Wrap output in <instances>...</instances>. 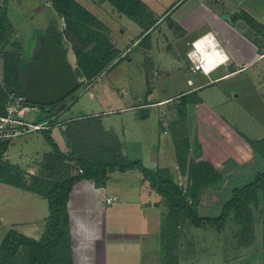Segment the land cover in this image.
<instances>
[{
	"label": "rangeland",
	"instance_id": "rangeland-1",
	"mask_svg": "<svg viewBox=\"0 0 264 264\" xmlns=\"http://www.w3.org/2000/svg\"><path fill=\"white\" fill-rule=\"evenodd\" d=\"M55 1L58 3L57 7L51 0H0V40L4 41L3 45L0 44V117L14 115L27 120H36L41 115V110L35 109L38 107L28 106L26 101H22V93L15 88L16 67L11 55H31L36 37L45 34L60 39L67 56L73 59V70L81 81L80 87L85 83L82 73L93 72L99 68L98 65L108 59L110 61L107 65L111 66L122 60L113 73L104 77L101 85L112 81L117 88L127 91L116 90V95L109 97L101 94L100 96L105 99V102L112 100L117 102V99H120L124 106L132 104L130 101L133 98L144 95L147 90L146 69L149 67L151 71H154L155 65L151 64L150 68V63H146L147 56L144 57L145 69L136 59L133 64H129L130 51L134 49L133 57L137 55V47L132 49L136 40L134 23L128 18L122 21L124 27L128 29L123 35L120 32L124 28L119 26L120 35L129 44L124 51L122 46L113 44L107 26L82 15L79 9L68 0ZM147 1L150 7L160 15L169 4L178 0ZM92 2L96 5H102L105 2H109L112 6L115 4L119 14L126 15L141 25L146 22L143 28L149 31L160 19L155 12L148 10L145 4L144 7H137L133 0H92ZM171 27L167 24L165 28H158L150 40L140 39V49L153 47L156 52L174 53L180 58L179 53L172 47L175 43L171 40L172 32L167 33V30L174 29ZM161 60V63L167 67L168 59L162 57ZM192 66L191 61L184 63L185 72L190 71ZM156 72L158 75L162 74V72ZM124 76L128 78L125 83ZM191 77L176 78L173 82L159 84L158 87L162 90L157 96L159 99H164L189 89L187 80ZM228 85L230 84L225 87ZM79 92L72 94L66 103L69 104L73 97L79 95ZM88 100V96L83 99L85 103H88ZM171 103L170 114L173 121L168 128L176 140L183 180H180L179 184L170 172L164 174L178 183L198 216L219 217L223 206L231 200L234 189L252 183L258 174L264 173V158L256 150L263 147L261 142L264 138L250 131L233 129L223 117L216 115L198 99L197 92L188 96H184L183 93ZM58 123L61 124L56 128V132L59 133L57 138L59 153L51 147L47 154L38 158H29L31 153H41L45 148L49 149V146L42 142V134L44 137L47 134L52 137V130L38 133L40 135L36 136L37 138H30L31 135H29L30 137L25 136L3 143L8 144L7 148L13 143L10 149L11 156L16 154L18 156L16 160L12 159V162L18 160L24 162L27 158L29 159L25 164H12L10 159L7 161L8 156L5 158L4 154H1L0 191L9 189L8 192L11 193L25 192L43 197L50 210V203L44 192L82 173L78 160L90 158L87 153L89 145L86 143L89 130L84 127H74L73 123L67 122L66 119L58 118ZM70 124L72 126H69ZM86 126L89 127L88 124ZM69 128H73L70 133L67 132ZM59 135L62 137L61 140ZM70 136H72L71 141L67 138ZM107 157L104 154L99 159L108 160ZM193 165H196V168L193 169ZM109 174L107 173L108 176ZM198 190L197 197L194 198L193 195ZM1 196L0 192V200ZM23 203L22 201L20 203L22 212L25 211ZM114 209L106 211L105 227H109L113 221L117 222L121 218L111 215L115 212ZM119 212L118 210L117 214ZM3 213L5 210L2 209L0 202V264H29L30 249L22 246L19 237L22 236L30 242L43 243L48 231V222L44 234L35 240L24 236L18 230L12 229L9 233H5V228L1 227ZM172 217V220L170 219L164 226L160 237L162 238L160 252L159 256L157 253L155 257L157 264H264V188L255 192L253 197H249L243 208L232 210L222 229L215 226L197 227L184 214ZM65 229L68 239L55 253L51 264H73L70 227L65 226ZM88 231L89 227L84 226L82 235L85 236L83 241L86 245L91 244ZM6 238L8 241L5 240ZM79 239H82L81 235ZM95 258L102 260L98 253ZM107 264L136 263L123 253L115 255L109 252Z\"/></svg>",
	"mask_w": 264,
	"mask_h": 264
},
{
	"label": "crops",
	"instance_id": "crops-1",
	"mask_svg": "<svg viewBox=\"0 0 264 264\" xmlns=\"http://www.w3.org/2000/svg\"><path fill=\"white\" fill-rule=\"evenodd\" d=\"M75 1L108 27L113 44L122 46L124 51L129 44L120 35L128 30L122 21L125 18L131 20L136 34L132 49L137 47V55L133 57L134 49L130 51L129 64H133L136 59L144 68V57L147 56L146 63H150V68L151 64L155 65L154 71L149 67L146 69V92L133 98L130 101L132 104L123 106L120 99L117 102H105L100 96L106 94L110 97L116 95V90L125 91L117 88L112 81L101 85L104 77H108L120 66V60L113 66L106 65L94 78L84 79V85L78 90L79 95L73 97L67 107L58 113L61 120L66 119L74 127H82L84 124L91 126L97 139L91 145L92 159L100 160L105 154L106 157L109 155L107 159L112 156V159L123 158L126 162L138 161L151 171L167 170L180 184L183 174L178 164L176 140L168 127L173 121L171 102L183 93L188 96L197 92L198 99L216 115L223 117L233 129L250 131L264 138V0H178L169 4L160 15L150 7L147 0H139L160 17L150 31L143 28L146 22L141 25L119 14L115 4L112 6L105 2L96 5L92 0ZM167 24L174 27L172 31L167 30V33L172 32L171 40L175 42L172 47L180 58L174 53L156 52L153 47L140 49V39L150 40L155 30L165 28ZM119 26L125 30L119 33ZM202 40L209 50L214 47L215 59L206 72L190 70L186 73L184 63L190 61L188 55L194 51V44ZM218 50H222L225 57L221 52L218 54ZM67 57L73 67V59L69 55ZM162 57L168 59L167 67L161 63ZM156 71L162 74L158 75ZM125 76L124 83L128 79ZM189 76H193L187 80L189 89L173 97L159 99L157 94L162 90L159 84ZM227 84L230 85L225 87ZM86 96L88 103L83 101ZM72 129L67 131L70 133ZM56 131V128L52 130V138L57 144L59 133ZM42 136V142L49 149L44 147V152L31 153L29 158H38L50 152L51 146L46 137ZM67 138L72 140V136ZM101 138L104 141L100 142ZM12 145L4 157L8 156L7 161L10 159L12 164H25L29 158L24 162H12L18 156H11ZM8 190L0 191L1 207L5 210L1 217V227L5 228V233L13 229L29 238L39 239L46 231L50 217L46 199L31 193H11ZM21 201L25 206L23 212ZM113 208L115 212L111 215L121 218L106 228V211ZM67 211L73 264H107L109 252L115 255L123 253L136 264H157L155 257L157 253L159 256L163 228L175 216H170L169 205L152 190L138 170L110 173L104 185L94 180L77 182L69 194ZM84 226L89 227L87 233H90V245L83 241ZM80 235L82 239H79ZM96 253L102 260L95 258Z\"/></svg>",
	"mask_w": 264,
	"mask_h": 264
},
{
	"label": "trees",
	"instance_id": "trees-1",
	"mask_svg": "<svg viewBox=\"0 0 264 264\" xmlns=\"http://www.w3.org/2000/svg\"><path fill=\"white\" fill-rule=\"evenodd\" d=\"M53 5L57 7L58 3L55 0H51ZM72 5L77 7L82 15L88 16L92 21H97V19L89 13L86 9L80 6L75 0H68ZM137 7H144V4L139 0H133ZM129 4V3H128ZM134 5H132L133 7ZM5 18V17H4ZM3 26V25H1ZM0 44H4L3 39L0 40ZM48 47H55L59 49L64 56L67 57V53L65 49L62 47L60 43V39L51 37L49 34L39 35L36 37V41L34 43V48L31 55L28 56H17L11 55L13 63L16 67L15 70V78H14V86L17 90L22 93V96H26V77L29 70L37 65H40L44 62L46 56V50ZM109 59L105 61L103 64L98 65V69L93 72L82 73L83 77L87 80H90L97 76L103 69H105L106 65L109 63ZM20 74V76H19ZM74 74L77 76L76 72ZM80 89V86H79ZM78 89V90H79ZM77 90V91H78ZM76 91V92H77ZM75 92V93H76ZM74 93V94H75ZM31 107H38L41 110V115L36 120H42L45 117H50L52 115L58 114L56 111L57 106H37L28 104ZM87 128L89 132L87 135L84 131H82L87 136V142L89 145L88 157L91 159L82 158L79 159L78 162L81 164L82 173L68 181H64L59 185H55L48 191L44 192L45 196L48 198L50 203V217L48 220V231L44 238V242H30L24 237H19V242L22 246L28 247L30 249L29 252V264H51L54 260L55 253L61 248L63 243L67 241L68 235L66 234L65 226L69 225V217L67 211V201L69 198V194L72 190V187L79 181L82 180H94L99 185H104L108 180L107 173H114L116 171L125 173L132 170L140 171L145 180L150 184V187L153 191L159 194L166 203L170 207L171 215H179L184 214L187 219L197 227H205V226H215L218 229H222L225 222L227 221L230 212L234 209L243 208L247 202L249 197H253L255 192L264 188V173L258 174L254 181L250 184L245 185L242 188H236L232 192V198L228 201L222 209L221 215L216 218L211 217H200L197 215L195 209L192 204L187 200L183 190L179 185H177L170 176L165 175L167 170H158L151 171L138 161L135 162H126L123 158L119 159H108L110 161L104 160H94L92 159V143L96 139L94 137V132L90 129L91 126L82 128ZM69 133V131H67ZM68 135V134H67ZM46 140L52 149L59 153V147L56 144L55 140L51 137V135L46 136ZM97 140V139H96ZM104 141V139H100V142ZM263 147L261 149L256 148L258 153L262 154L264 158V141L261 142ZM2 144V145H1ZM0 157L1 154H5L8 150L7 145L0 143ZM178 158V151H177ZM179 168L180 163L178 161ZM193 169L196 168V165L192 166ZM198 167V166H197ZM199 190L193 195L194 198L197 197ZM8 241V239H5Z\"/></svg>",
	"mask_w": 264,
	"mask_h": 264
},
{
	"label": "water",
	"instance_id": "water-1",
	"mask_svg": "<svg viewBox=\"0 0 264 264\" xmlns=\"http://www.w3.org/2000/svg\"><path fill=\"white\" fill-rule=\"evenodd\" d=\"M44 62L29 70L26 77L25 101L37 106H57V112L66 107V100L74 94L81 83L73 67L62 52L48 47Z\"/></svg>",
	"mask_w": 264,
	"mask_h": 264
},
{
	"label": "built area",
	"instance_id": "built-area-1",
	"mask_svg": "<svg viewBox=\"0 0 264 264\" xmlns=\"http://www.w3.org/2000/svg\"><path fill=\"white\" fill-rule=\"evenodd\" d=\"M207 36L208 35L204 36L203 38H206ZM221 52L223 53L222 50ZM188 57L193 64V66L191 67V70L193 72H205L206 67L210 62L214 60V56L211 51L210 53L209 51H206L200 61H198L199 59L196 58V55H194L193 51L189 53ZM22 101H25V97L22 98ZM58 118V114L52 115L50 117H45L42 120H27L24 118L16 117L14 115H10L8 117H0V143L9 142L14 139L29 136L32 134H38L40 132L43 133L46 131H51L61 125L60 123H58ZM107 202L109 204L110 200H108Z\"/></svg>",
	"mask_w": 264,
	"mask_h": 264
},
{
	"label": "bare ground",
	"instance_id": "bare-ground-1",
	"mask_svg": "<svg viewBox=\"0 0 264 264\" xmlns=\"http://www.w3.org/2000/svg\"><path fill=\"white\" fill-rule=\"evenodd\" d=\"M205 44H206V42L203 41V40L200 41V42H196V43L194 44V51H193V53H194V55H196V58L199 59L198 61L201 60L203 54H205L206 51H209V53H210V51H211V52L213 53V56H214V59H215L216 52H214V50H213L214 47H213L212 50H209L208 47L205 46ZM207 44H208V43H207ZM220 52H221V51L218 50V54H219ZM221 53H222V52H221ZM222 56H224V54H223ZM224 57H225V56H224ZM212 62H213V61H212ZM212 62H210L209 65L206 67L205 72H206V70L209 69V67L212 65Z\"/></svg>",
	"mask_w": 264,
	"mask_h": 264
}]
</instances>
